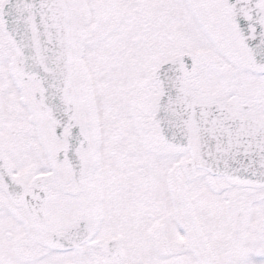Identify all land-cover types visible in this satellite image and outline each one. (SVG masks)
I'll return each instance as SVG.
<instances>
[{"label":"snow or ice","instance_id":"6c2138e0","mask_svg":"<svg viewBox=\"0 0 264 264\" xmlns=\"http://www.w3.org/2000/svg\"><path fill=\"white\" fill-rule=\"evenodd\" d=\"M0 264H264V0H0Z\"/></svg>","mask_w":264,"mask_h":264}]
</instances>
